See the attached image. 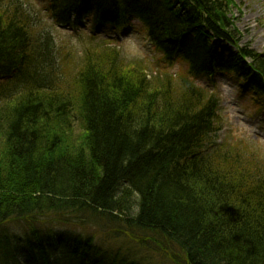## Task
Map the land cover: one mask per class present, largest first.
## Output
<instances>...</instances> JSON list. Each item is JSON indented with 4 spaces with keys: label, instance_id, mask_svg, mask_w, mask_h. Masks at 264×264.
Listing matches in <instances>:
<instances>
[{
    "label": "trees",
    "instance_id": "1",
    "mask_svg": "<svg viewBox=\"0 0 264 264\" xmlns=\"http://www.w3.org/2000/svg\"><path fill=\"white\" fill-rule=\"evenodd\" d=\"M39 1L55 26L136 20L187 70L151 89L103 49L66 92L26 6L1 4L0 264H264V170L215 146L218 103L187 79L220 73L264 104V55L238 45L235 1Z\"/></svg>",
    "mask_w": 264,
    "mask_h": 264
},
{
    "label": "rangeland",
    "instance_id": "2",
    "mask_svg": "<svg viewBox=\"0 0 264 264\" xmlns=\"http://www.w3.org/2000/svg\"><path fill=\"white\" fill-rule=\"evenodd\" d=\"M234 1L236 9H233L230 17L239 33L238 45L241 48L248 46L251 51L264 55V0ZM17 3L26 6L25 13L29 15L34 41L37 39L40 50L47 46L46 43L53 48L56 56L53 57L54 71L60 74L66 92H74L70 87L71 74L78 70L85 55L89 53L93 55L92 58L98 59L103 49L114 48L119 52L122 68H133L137 77L141 73L145 74L151 89L166 88V81L177 86L186 73V65L181 60L165 62L151 48L137 21L133 22L137 25L134 31L126 28L119 34H111L105 30L94 40L89 37L90 27L84 31H72L55 26L50 15L45 12V4L39 0H0V6L12 7ZM187 79L202 90L206 97L219 102L214 121L215 146L224 151H238L239 155L244 156L249 152L254 153L262 168H257L258 172L264 170V104L258 105L250 90L243 92L239 89L234 78L216 75L211 79ZM233 151L231 154L234 155Z\"/></svg>",
    "mask_w": 264,
    "mask_h": 264
}]
</instances>
